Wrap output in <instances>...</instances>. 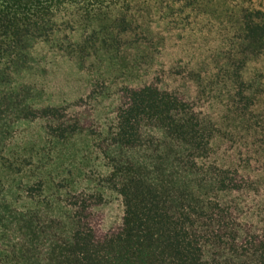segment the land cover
<instances>
[{"label":"trees","instance_id":"obj_1","mask_svg":"<svg viewBox=\"0 0 264 264\" xmlns=\"http://www.w3.org/2000/svg\"><path fill=\"white\" fill-rule=\"evenodd\" d=\"M253 2L0 0V161L25 124L88 139L74 172L16 169L0 264H264ZM47 57L90 75L75 95L34 94Z\"/></svg>","mask_w":264,"mask_h":264},{"label":"rangeland","instance_id":"obj_2","mask_svg":"<svg viewBox=\"0 0 264 264\" xmlns=\"http://www.w3.org/2000/svg\"><path fill=\"white\" fill-rule=\"evenodd\" d=\"M253 5L264 10V0H254ZM42 60L39 58L40 62L35 66V70L30 76L28 75L32 83H40L34 91L35 95L39 94L42 87L50 92L58 93L64 101L75 95L79 80H86L90 76L86 73H78L74 63L67 59H57L52 63L50 57H47L44 63L41 62ZM21 130L20 136L16 135L15 139L11 140L12 144L8 147L10 154H6V157L0 161V193L8 201L14 200L18 194L19 176L15 173L16 169L27 170L39 164H45L49 167L52 177L59 175L62 177L63 173L74 172L75 167L79 166L78 159L85 156L88 151V139L83 135L52 144L49 138L40 133L36 125L25 124ZM55 190L56 188H51L48 195L55 196L57 194Z\"/></svg>","mask_w":264,"mask_h":264}]
</instances>
